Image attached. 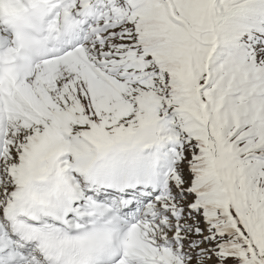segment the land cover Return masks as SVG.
<instances>
[{
  "label": "snow or ice",
  "instance_id": "snow-or-ice-1",
  "mask_svg": "<svg viewBox=\"0 0 264 264\" xmlns=\"http://www.w3.org/2000/svg\"><path fill=\"white\" fill-rule=\"evenodd\" d=\"M0 264H264V0H0Z\"/></svg>",
  "mask_w": 264,
  "mask_h": 264
}]
</instances>
